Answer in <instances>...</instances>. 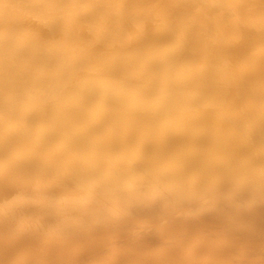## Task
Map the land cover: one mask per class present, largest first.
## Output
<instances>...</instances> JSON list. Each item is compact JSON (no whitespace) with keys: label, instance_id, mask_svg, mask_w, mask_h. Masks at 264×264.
<instances>
[{"label":"bare ground","instance_id":"6f19581e","mask_svg":"<svg viewBox=\"0 0 264 264\" xmlns=\"http://www.w3.org/2000/svg\"><path fill=\"white\" fill-rule=\"evenodd\" d=\"M0 264H264V0H0Z\"/></svg>","mask_w":264,"mask_h":264}]
</instances>
